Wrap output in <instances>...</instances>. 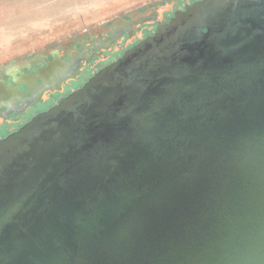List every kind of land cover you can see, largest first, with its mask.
<instances>
[{
    "label": "water",
    "instance_id": "obj_1",
    "mask_svg": "<svg viewBox=\"0 0 264 264\" xmlns=\"http://www.w3.org/2000/svg\"><path fill=\"white\" fill-rule=\"evenodd\" d=\"M55 99L0 121V264H264V0L184 1Z\"/></svg>",
    "mask_w": 264,
    "mask_h": 264
},
{
    "label": "rangeland",
    "instance_id": "obj_2",
    "mask_svg": "<svg viewBox=\"0 0 264 264\" xmlns=\"http://www.w3.org/2000/svg\"><path fill=\"white\" fill-rule=\"evenodd\" d=\"M184 1L195 0H0V80L7 84L11 82L10 72L37 70L50 53L67 59L86 40L105 36L108 30L127 21L156 13V19L135 26L131 37L122 35L110 47L101 48L99 54L93 53L80 76L73 82L66 80L54 98L68 94L153 35L158 22L168 23L176 10L183 9ZM28 65L30 69L25 70ZM41 98L37 106L54 99L49 93H43Z\"/></svg>",
    "mask_w": 264,
    "mask_h": 264
},
{
    "label": "flooded vegetation",
    "instance_id": "obj_3",
    "mask_svg": "<svg viewBox=\"0 0 264 264\" xmlns=\"http://www.w3.org/2000/svg\"><path fill=\"white\" fill-rule=\"evenodd\" d=\"M125 24V23H124ZM124 24H122V25H124ZM121 26V25H120ZM138 26V25H137ZM115 28V27H114ZM134 28L135 27H133V29L132 30H129L127 27H125V32L123 33V34H121V35H119V36H117L116 34H113L112 36H115V40L110 44V45H106V44H104V42L103 41H106V40H109V41H112V39L111 38H109L110 37V33H111V29L110 30H108L107 32H106V34H105V36H102V37H98V38H92V39H90V40H86L82 45H80L78 48H77V51L74 53V54H68V56H67V59H62L60 56H59V60H61V61H63V62H69L70 60H72V67H73V69H74V71H72L71 73H69V74H71V75H73V77L72 78H69L72 82L74 81V80H76L79 76H80V74L82 73V69H83V67L85 66L84 64H85V62L93 55V53H96V54H99V52H100V49L101 48H107V47H110L115 41H117L119 38H121L122 37V35H126L127 37H131V35L133 34V30H134ZM113 29V28H112ZM113 33V32H112ZM76 59H78V62L77 61H75ZM53 61H55V57H54V53H50V56H49V58L46 60V61H42L40 64H39V67H38V69L37 70H34V71H29V72H21V71H19V70H16V71H14V72H10V75H11V82L10 83H7V84H4V85H8V84H10V85H12V86H14L15 85V81H14V79H13V77H15L16 79H18L19 81H24L23 80V78H24V76H27V75H32V74H34L35 72H37V71H39V70H41L43 67H45V66H47V64L49 63V62H53ZM37 62V61H36ZM36 62H34V63H36ZM58 67V66H57ZM54 67V69L51 71V69L53 68V67H49L44 73H43V78H45V81H47L48 82V80L51 78V77H54V74L55 73H57V72H59V73H61L62 72V70L63 71H65L66 70V67L65 66H62L61 67V69H60V67ZM24 69L25 70H29L30 69V66L28 65V66H24ZM51 71V72H50ZM50 72V73H49ZM67 72H69V71H67ZM68 80V79H67ZM66 80H62L61 82H60V84H59V88L58 89H56V87L54 86L53 88V90L51 91V90H45L44 92H42L41 93V95H40V97H38V99H35L30 105H26V107L23 109V112L22 113H16L15 112V110H13V111H11V112H9V115H8V117L6 118V119H3V118H1L0 117V119H2V120H8V119H12L13 121H16V119H18V116L19 115H24V114H26L27 113V110H28V108H30V107H34V106H37L40 102H41V100H42V98H41V96L43 95V93H49L50 95H51V98H54V96L59 92V90H60V88H62V86H63V84H64V82H65ZM3 82V81H2ZM25 82V81H24ZM30 82V81H29ZM35 83H37V84H40L41 83V80L40 79H37L36 81H35ZM35 83H32V84H34L33 86H32V84H31V82H30V84H31V89H33L34 90V92H36L37 91V88L39 87V86H36V84ZM51 84L52 85H54L55 84V81H53V82H51ZM81 86V85H80ZM80 86H76V87H74V88H72L69 92H71L72 90H74V89H77L78 87H80ZM25 88H27V84H23V85H19L18 87H17V89H18V91L21 93V92H23L24 90H25ZM33 92V93H34ZM68 92V93H69ZM25 97H26V99H28L29 97H31V93L30 92H26L25 93V95H24ZM61 96H59V97H57L56 99H55V101H54V103L52 104V105H54L55 103H56V101L58 100V98H60ZM15 98H16V96H15ZM26 101V100H25ZM22 104V102H21V99L20 98H16V100H15V105H21ZM52 105H50V106H52ZM47 108H49V107H47ZM47 108H45V109H41V110H38L36 113H34L33 115H35V114H37V113H39V112H41V111H44V110H46ZM1 110H3V111H6V108L5 107H1ZM33 115H31V117L33 116ZM30 117V118H31ZM29 118V119H30ZM29 119H27V120H25V121H23L20 125H19V127L21 126V125H23L25 122H27ZM18 127V128H19ZM17 128V129H18ZM16 129V130H17ZM15 131V130H14ZM9 134V133H8ZM7 134L6 133H1L0 134V138L1 137H4V136H6Z\"/></svg>",
    "mask_w": 264,
    "mask_h": 264
},
{
    "label": "bare ground",
    "instance_id": "obj_4",
    "mask_svg": "<svg viewBox=\"0 0 264 264\" xmlns=\"http://www.w3.org/2000/svg\"><path fill=\"white\" fill-rule=\"evenodd\" d=\"M75 61H77L78 62V59H76ZM53 67L52 69H51V71L54 69V67H60V69H61V67L62 66H65L66 67V70L65 71H63L62 70V72L61 73H59V72H57V73H55L54 74V77H51L49 80H48V82L47 81H45V78H43V73L49 68V67ZM57 67V68H58ZM50 71V72H51ZM67 71H69V72H67ZM72 71H74V69H73V67H72V63L71 62H63V61H61V60H59V59H55V61H53V62H49V65L48 66H45L44 67V69H43V71H42V73H41V76H42V84H50L51 82H53V81H56L60 76H62V75H64V74H68V73H71ZM49 72V73H50ZM23 80L24 81H26L28 84H29V88H28V90L32 93V94H36L37 92H38V90H40V88L42 87V84H37V83H35L34 81H33V76L32 75H27V76H24V78H23ZM31 82V84L32 83H35L36 84V86H39L38 88H37V91L36 92H34V90L33 89H31V87L34 85V84H32V86H31V84H30V82ZM7 89H9V90H7ZM34 92V93H33ZM16 92H13L12 91V88L11 87H2V88H0V102L2 101V102H4V103H6L7 105H9V106H12V107H15L13 104V101L14 100H16V98H20L22 101H24L25 102V100H27L26 99V97L24 96L25 94L24 93H16ZM15 95H16V98H15ZM15 98V99H14Z\"/></svg>",
    "mask_w": 264,
    "mask_h": 264
},
{
    "label": "trees",
    "instance_id": "obj_5",
    "mask_svg": "<svg viewBox=\"0 0 264 264\" xmlns=\"http://www.w3.org/2000/svg\"><path fill=\"white\" fill-rule=\"evenodd\" d=\"M189 1H191V0H189Z\"/></svg>",
    "mask_w": 264,
    "mask_h": 264
}]
</instances>
